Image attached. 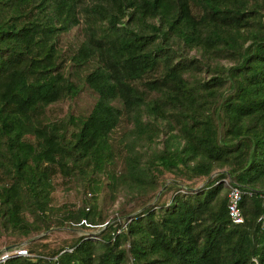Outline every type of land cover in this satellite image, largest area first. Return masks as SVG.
Here are the masks:
<instances>
[{
  "label": "trees",
  "instance_id": "1",
  "mask_svg": "<svg viewBox=\"0 0 264 264\" xmlns=\"http://www.w3.org/2000/svg\"><path fill=\"white\" fill-rule=\"evenodd\" d=\"M61 226L1 264H264V0H0V236Z\"/></svg>",
  "mask_w": 264,
  "mask_h": 264
},
{
  "label": "rangeland",
  "instance_id": "2",
  "mask_svg": "<svg viewBox=\"0 0 264 264\" xmlns=\"http://www.w3.org/2000/svg\"><path fill=\"white\" fill-rule=\"evenodd\" d=\"M63 37L64 38L62 40L64 42H69V41L78 39L79 34L77 33L76 29H73L68 35H64ZM93 103H94V95L91 92V90L86 88L73 101H71V102L66 101V102H61V103H57V104L52 105V107L50 108V111L52 113L51 115H64L66 110H67V107L69 106L70 108H72L73 112H75V113H87L90 111ZM215 174L216 173H214V175ZM203 184H204V182L199 183L197 187H200ZM224 185L227 186L228 184L224 181ZM161 190H162V188L158 191V193ZM69 197L71 200L72 195L70 194ZM117 203H114L113 205L116 207ZM138 211H140V210H137L135 212H138ZM119 220H122V218ZM99 232H100V230L91 231V230H87V229L64 227V226L52 227L51 229L48 230V232L42 231V232H39L38 234L31 235L27 239H23L22 241L17 242V243H19L18 246L13 245V244H16V243H13V240H15L14 236L3 234L2 236H0V251H2L7 246L23 247L24 248L25 246H27L28 244L33 243V242H40V241H56V242H58L60 240L69 239V238L75 237V236L93 237V236L97 235V233H99Z\"/></svg>",
  "mask_w": 264,
  "mask_h": 264
},
{
  "label": "built area",
  "instance_id": "3",
  "mask_svg": "<svg viewBox=\"0 0 264 264\" xmlns=\"http://www.w3.org/2000/svg\"><path fill=\"white\" fill-rule=\"evenodd\" d=\"M228 184V214L234 223H241L243 217L239 209V202L241 200V190L238 185L230 184L228 179L225 180ZM29 255L27 250L23 247H10L8 250L0 252V264L4 263L7 259L14 256Z\"/></svg>",
  "mask_w": 264,
  "mask_h": 264
},
{
  "label": "water",
  "instance_id": "4",
  "mask_svg": "<svg viewBox=\"0 0 264 264\" xmlns=\"http://www.w3.org/2000/svg\"><path fill=\"white\" fill-rule=\"evenodd\" d=\"M213 176H214V174H212V175L209 177V179L212 178ZM209 179H207V180H209ZM207 180H206V181H207ZM108 223H109V222H107L104 226L108 225ZM104 226H103V227H104ZM45 232H48V231H45ZM44 236H45V235H44ZM30 240H31V239H30ZM9 248H10V246H7V247H5L3 250H8ZM3 250H2V251H3ZM0 252H1V251H0Z\"/></svg>",
  "mask_w": 264,
  "mask_h": 264
}]
</instances>
